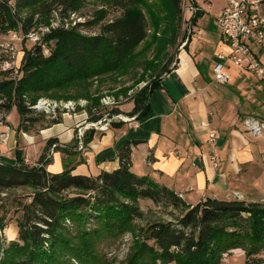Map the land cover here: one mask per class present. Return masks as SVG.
<instances>
[{
    "label": "trees",
    "instance_id": "16d2710c",
    "mask_svg": "<svg viewBox=\"0 0 264 264\" xmlns=\"http://www.w3.org/2000/svg\"><path fill=\"white\" fill-rule=\"evenodd\" d=\"M52 1L74 9L85 0H15L14 6L0 0V18L10 17L13 11L46 8ZM115 1L137 6L148 0ZM163 1L173 20L182 23L184 0ZM149 33L146 16L137 10L113 20L93 36L77 28L51 30L45 38L48 46L53 43L49 54L36 45L25 51L18 77L12 76L14 70L0 73V124L5 123L14 107L20 115L19 132L37 133L41 128L60 124L61 118L51 119V114L34 107V96L64 91L128 69L131 57L147 41ZM160 88L161 81L146 86L135 97L129 116L146 117L151 110V96ZM57 143V139L49 140L34 166L26 163L20 151L16 164L0 158V201L8 191L34 189L18 223L23 244L13 242L4 248L0 237V264L101 263L102 244L145 218L141 200L179 214H173L171 221H155L140 228L125 264H221L224 255L239 249L247 257L244 264H262L259 256L264 252V202H248L238 196H207L190 204L182 194L150 175L133 171V148L142 141L123 144L114 171L102 170L97 176H89L67 168L51 173L47 169L51 164L47 152Z\"/></svg>",
    "mask_w": 264,
    "mask_h": 264
},
{
    "label": "crops",
    "instance_id": "0c3cea01",
    "mask_svg": "<svg viewBox=\"0 0 264 264\" xmlns=\"http://www.w3.org/2000/svg\"><path fill=\"white\" fill-rule=\"evenodd\" d=\"M188 24L192 25L191 32L177 67L162 77L146 117L129 116L106 132H90V140L82 139L80 147L74 120L65 118L60 124L32 134L19 132L11 124L0 125L1 160L16 164L20 151L27 164L34 166L48 141L57 139L58 147L47 152L51 159L49 172L75 168L74 173L97 176L102 170L111 172L118 167L124 143L142 141L133 148V171L136 167L144 173L139 175H150L160 184L171 182L185 199L186 193L192 195L196 190L202 194L198 202L209 194L225 199L234 193L250 199L264 194V135L255 136L246 126L251 118L264 121V80L220 60V55L231 53L221 34L213 61L207 66L202 51L190 50L197 22ZM255 52L262 61L263 52L258 48ZM218 63L231 75V83L215 81ZM132 109L133 106L127 112ZM211 134L215 141H211ZM81 170L97 173L84 174Z\"/></svg>",
    "mask_w": 264,
    "mask_h": 264
},
{
    "label": "rangeland",
    "instance_id": "374dc122",
    "mask_svg": "<svg viewBox=\"0 0 264 264\" xmlns=\"http://www.w3.org/2000/svg\"><path fill=\"white\" fill-rule=\"evenodd\" d=\"M228 1L230 0H195L197 4L195 5L194 0H184V12L187 5L192 3L199 12H185L182 23L173 20L163 0H148L137 6H127L115 0H85L74 9L65 8L57 1H52L46 8L13 11L10 17L0 18V73L14 70L12 76L18 77L25 51L36 45H41L45 54H49L53 43L48 46L45 38L53 29L77 28L82 34L93 36L99 34L105 25L133 10L142 12L148 20L149 38L136 49L128 69L76 84L64 91H52L33 98L34 107L51 114V119L52 117L61 118L63 122L66 118L76 122L74 129L79 145L82 139L88 140V133L106 132L109 128L121 124L123 120L129 119L127 111L134 106L135 97L146 86L159 83L166 72L177 67L179 54L192 28L188 22H193L197 13L201 15L196 18L197 24L194 26L190 50L193 53L202 51L205 63L209 66L213 61L215 46L221 34L217 19L227 7ZM8 2L11 6L15 4V0H8ZM158 36H161L160 40L157 39L160 38ZM262 56L264 62V55ZM151 64H153L152 68ZM81 117L83 119L80 121ZM19 122L20 115L14 107L5 123L0 125L11 124L18 127ZM263 146L264 143H261V147ZM57 147L58 145L54 144L49 149L54 150ZM92 170H94L93 167ZM140 171L134 168L136 174H144ZM80 173L96 175L97 172L81 170ZM163 185L176 189L171 182ZM33 192L34 189L25 188L8 191L2 195L0 237L4 248L13 242L23 244L19 239L18 223L24 216L23 205L30 203ZM236 196L248 202H264V194L250 199L244 198L240 193H234L226 199ZM186 197L187 199H184L188 203L195 205L202 194L196 190L192 195L186 193ZM139 205L145 218L129 225L121 236L103 243L101 247L103 257L98 264H125L134 249L140 228L155 221H171L173 214H179L172 209H161L150 200H141ZM259 258H262V264H264V252ZM246 260L245 252L239 249L224 255L221 264H244Z\"/></svg>",
    "mask_w": 264,
    "mask_h": 264
},
{
    "label": "built area",
    "instance_id": "2783aa9c",
    "mask_svg": "<svg viewBox=\"0 0 264 264\" xmlns=\"http://www.w3.org/2000/svg\"><path fill=\"white\" fill-rule=\"evenodd\" d=\"M259 7L262 0H230L222 15L217 19L221 35L226 44L231 48L228 56L220 55V60L229 61L242 70L252 72L261 80H264V64L255 52L264 53V21L259 18ZM187 11L197 12L194 5H187ZM185 44L182 47L184 49ZM215 81L222 85L231 83L232 77L225 71V66L218 63L214 68ZM45 111V110H42ZM247 128L255 136H261L264 131V123L251 118L247 121ZM211 141H215V135H210Z\"/></svg>",
    "mask_w": 264,
    "mask_h": 264
},
{
    "label": "bare ground",
    "instance_id": "6f19581e",
    "mask_svg": "<svg viewBox=\"0 0 264 264\" xmlns=\"http://www.w3.org/2000/svg\"><path fill=\"white\" fill-rule=\"evenodd\" d=\"M259 18L264 21V6L262 4V7H259Z\"/></svg>",
    "mask_w": 264,
    "mask_h": 264
}]
</instances>
